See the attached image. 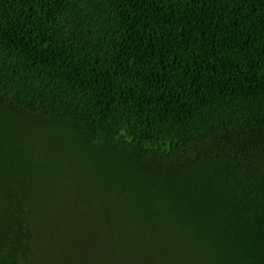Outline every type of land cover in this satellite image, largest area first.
I'll return each mask as SVG.
<instances>
[{
    "label": "trees",
    "instance_id": "obj_1",
    "mask_svg": "<svg viewBox=\"0 0 264 264\" xmlns=\"http://www.w3.org/2000/svg\"><path fill=\"white\" fill-rule=\"evenodd\" d=\"M0 264H264V0H0Z\"/></svg>",
    "mask_w": 264,
    "mask_h": 264
}]
</instances>
